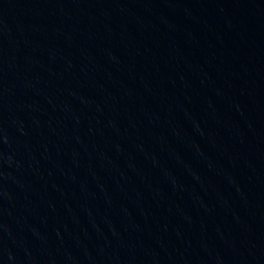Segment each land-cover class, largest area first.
Returning <instances> with one entry per match:
<instances>
[{"label": "water", "instance_id": "1", "mask_svg": "<svg viewBox=\"0 0 264 264\" xmlns=\"http://www.w3.org/2000/svg\"><path fill=\"white\" fill-rule=\"evenodd\" d=\"M0 264H264V0H0Z\"/></svg>", "mask_w": 264, "mask_h": 264}]
</instances>
